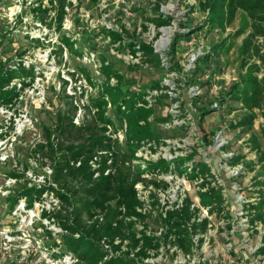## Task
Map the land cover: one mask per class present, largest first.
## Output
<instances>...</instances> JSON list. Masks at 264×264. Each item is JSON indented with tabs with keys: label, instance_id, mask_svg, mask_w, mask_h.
<instances>
[{
	"label": "rangeland",
	"instance_id": "obj_1",
	"mask_svg": "<svg viewBox=\"0 0 264 264\" xmlns=\"http://www.w3.org/2000/svg\"><path fill=\"white\" fill-rule=\"evenodd\" d=\"M185 2L174 3V8L166 13V17L158 16L166 21L158 27L163 26L159 28L161 33L170 34V43L165 50L158 51L160 63L146 64L143 58L139 62L129 63L122 54H114L108 44L107 33L110 29L104 24L111 22L119 25V22L126 20L132 28L130 33H126L129 36L136 25L147 21V17L161 14L157 3L161 7L162 3H168L167 0H66L61 22L58 18L59 0H0V56L4 60L16 59L20 53H24L25 60L48 69L49 63H43L41 52L52 50L54 63L60 68L64 63L60 58L63 52L61 48L66 46V67L77 69L87 78L89 76L94 86L88 99L92 108H95L92 100L101 96L106 85V77L100 70L103 60L121 72L127 82L125 87H146L153 81L168 85L169 88L163 91L167 93L162 99L164 102L153 108L151 124L153 129L164 134L168 145L162 152H145L134 159L132 165L136 176L137 173L146 172L159 158L176 156L171 160L202 163L214 174L215 180L209 184L223 194L224 211L222 217H218L217 213L212 214L207 205L210 199L205 191L200 190V186L192 182L182 181L173 174L166 175L165 180L172 183L170 191L166 193L148 185L149 179L154 176L145 173L143 176L148 179L139 183L137 189L147 208L156 201L161 203L160 207L165 206L169 200L180 195L181 187H186L188 194H192L198 202L203 212L202 218L208 220L207 230L196 233L198 237L193 236L189 253L181 249L173 252L166 246L159 255L147 261L160 264H264V253L260 252L264 247V209L263 219H256L257 216L251 214L246 206L247 203L257 202L259 190H264V106L249 109L231 93L233 86L247 75L251 65L261 63L258 55L249 58L244 51V40L251 33L250 18L239 11L234 22L222 28L211 19V11L202 9L197 0H189L193 5L189 11L191 14L187 15V6V11H184L181 5ZM52 4L56 7H52ZM38 7L42 10L50 8L46 22L40 20L42 11L36 9ZM125 10L133 11L134 16ZM171 18L176 26L167 25ZM150 35L146 33V40H142V43L152 46L157 36L151 38ZM67 41L73 44V49L67 45ZM253 43L260 54H264V39L256 38ZM86 52L94 53L95 59L91 62L83 59ZM254 74L262 77L264 71H255ZM52 79L48 87V107L31 104L25 98L17 104V118L18 114L28 111L29 115L37 118L36 129H25L14 145L9 141L7 153L10 161L0 167V187L7 183L3 172H9L16 164L21 169L29 164V160L37 161L39 157L34 156L35 145L45 139V127L55 126L58 113L68 116L76 111L66 92L62 87L58 88L60 74L56 77L52 74ZM159 93L154 89L150 94ZM107 114L116 117L110 103ZM170 116L174 117V122L158 120L159 117ZM13 117L12 111L0 109V127L9 129ZM93 118L88 108L84 121L89 122ZM120 139V143L124 144V134ZM3 147V144L0 145V149ZM235 155L240 156L239 161L232 163ZM37 163L38 167L32 166L34 171L48 172L41 167V161ZM32 168L28 171L29 175L33 173ZM40 179L33 180L38 182ZM45 204L52 206L51 197L46 198ZM19 213L22 214L19 219L25 217L24 213ZM5 218L9 222L10 217ZM252 219H256L255 223ZM149 223L152 228L157 227L154 216L150 217ZM39 232L34 231V235L42 237L47 245L61 240L58 233L48 237V230ZM0 258V264H3L4 259ZM46 264L65 263L56 260L55 263Z\"/></svg>",
	"mask_w": 264,
	"mask_h": 264
},
{
	"label": "trees",
	"instance_id": "obj_2",
	"mask_svg": "<svg viewBox=\"0 0 264 264\" xmlns=\"http://www.w3.org/2000/svg\"><path fill=\"white\" fill-rule=\"evenodd\" d=\"M59 1L58 18L61 22L66 0ZM197 1L202 9L211 11V19L222 28L233 23L239 11L245 12L250 18L251 33L244 40V51L249 58L258 55L261 63L252 64L247 75L233 86L231 93L249 109L263 108L264 75L259 77L254 73L264 71V54H260L253 42L256 38L264 39V0ZM52 7L56 5L52 4ZM36 9L42 11L40 20L46 22L50 8ZM147 20L158 25L166 22L156 17H147ZM123 29V32L114 29L108 31L110 46L115 45L117 50L134 55L140 49L145 63L156 64L160 61L159 54L154 53L151 46L142 42L138 45L137 36L134 33L126 36L130 31ZM67 45L71 49L74 47L69 41ZM23 55L20 53L16 59L5 60L0 56V105H16L21 90L11 84L21 81L28 85L37 74L35 64L27 63ZM100 70L106 77V85L101 96L92 100V105L97 108L94 118L77 125L74 122L75 111L68 116L58 113L55 126L44 128V142H38L34 148V156L39 157L37 162L41 161V167L49 164L51 175L45 178V182L29 185L31 180H20L25 178L28 163L22 172H9V175L19 178L8 198L10 205L14 207L25 198L27 206L32 207L35 201L42 199L45 192H53V198L58 200V204L53 205L50 214L47 210L43 214L54 218L63 230L58 234L61 240H54L50 248L63 249L52 253V256L58 258L71 254L76 258L74 264H160L147 260L159 255L166 246L169 250L177 247L189 253L193 236L205 232L208 227L206 218L201 222L196 221L200 210L192 208L193 197H186L181 207L175 205L165 209L156 201L147 208V203L139 197L136 185L148 179L143 176L145 173L154 176L149 179L148 185L164 191L170 186V182L164 179L168 174L192 181L203 178L200 185L202 188L207 187L205 194L210 199L207 204L210 206L209 211L222 217L223 194L220 189L209 184L215 180L214 174L202 163L190 165V160L159 158L146 172L137 173L136 176L132 165L134 159L145 152L156 153L167 146L164 134L153 129L151 124L153 108L164 102L162 99L167 93L163 91L169 87L160 81H153L146 87H125L127 82L124 76L105 60ZM112 78L115 79L114 84L110 82ZM154 89L160 93L150 97ZM62 90L65 92V88ZM109 103L116 117L107 114ZM173 118L159 117L158 120L173 122ZM109 130L111 133L125 130V143L113 139L108 134ZM104 151L107 153H101ZM239 158L235 155L231 162L237 163ZM34 172L38 173L37 170ZM262 183L264 185V181ZM259 193L257 202L247 203L246 206L251 214L257 216L256 219H263L264 190H259ZM153 216L156 228H152L149 223ZM256 219L251 221L255 223ZM51 236L52 231L48 230V237ZM260 252L264 253V247Z\"/></svg>",
	"mask_w": 264,
	"mask_h": 264
},
{
	"label": "built area",
	"instance_id": "obj_3",
	"mask_svg": "<svg viewBox=\"0 0 264 264\" xmlns=\"http://www.w3.org/2000/svg\"><path fill=\"white\" fill-rule=\"evenodd\" d=\"M167 4H161V7L159 6V12L161 14H156L155 16L158 18V16L166 17V13L173 9L174 3L177 2H185V4L181 3L182 8L184 11L188 10L187 15H190L192 5L189 2V0H167ZM32 3V2H31ZM33 4V3H32ZM187 6V8L185 7ZM187 10H186V9ZM68 9V7H66ZM127 14L130 16H134L133 11L125 10ZM158 13V12H157ZM186 15V16H187ZM97 23H99V20H96ZM119 22V21H118ZM64 23V22H63ZM103 24V22H101ZM120 24L114 25L113 23H106L104 24L107 29H114L118 30L120 32H123V28H126L128 30L132 29L131 24L124 20L123 22H119ZM182 23V22H180ZM66 25V23H65ZM96 24H94L95 26ZM169 26H176V23H174V20L171 18L170 22L167 23ZM163 26H159L154 21H145L141 22L140 25H136L135 28H133V32L137 36L138 45L142 42V40L145 39L146 33L152 36H157L155 41H152V49L154 50V53L158 54V51L165 50L168 44L170 43V34L167 33H161L159 28ZM175 28V27H174ZM165 32V30H164ZM125 33V32H124ZM157 33V34H156ZM159 34V36H158ZM110 41V38H108ZM132 40V39H131ZM152 40V39H151ZM108 41V42H109ZM117 45V44H116ZM111 51L120 56L122 54V57H124L129 63H136L141 61L143 58V51L140 49H137L136 55L125 51H119L114 46H110ZM87 55H83L84 58L88 60L89 62L93 61L95 59V54L90 52H86ZM41 56L44 58L43 63L48 62L49 66L48 69L44 68V66L37 67L36 63H32L30 60H25L27 63L35 64L37 67V74L34 78V80L28 84L24 85L21 81L13 82L11 85H16L18 89L21 90L20 96L18 98L17 104L20 100L23 98L26 99L27 102H30L31 104H37V106H45L48 107V87L50 80L52 79V74L58 76L60 74V80L58 81V88L62 89L65 88V92L68 95L69 99L72 101L73 105L75 106V115H74V122L79 125L81 124L86 116L87 109L90 108L92 114H94L97 111V108H92L90 106L89 100L91 94L93 93L94 86L90 82V80L84 76V74L80 73L77 69L69 67H66V62H68V51L67 47L63 45V52L61 53V60H64V63L62 62V66L59 68L54 63V57L55 54H53L52 50H46L41 52ZM148 64V63H146ZM164 64V63H163ZM101 67V64H100ZM68 73V75H66ZM53 80V79H52ZM65 81H67L65 83ZM112 84L115 83V79L112 78L110 81ZM151 93V92H150ZM150 97L154 94H149ZM17 104L16 105H0V109L5 110L7 112L12 111V115L14 117L11 119L12 121L9 124V129L7 127H0V145H4L2 149H0V167L4 164H6L8 161H10L9 154L7 153V147L9 145V141H11V144L14 145L15 141L19 139L25 129L33 128L36 129V121L37 118L29 115L28 111L24 114H18L19 117L17 118ZM174 122V121H173ZM169 123V122H168ZM112 131L109 130L108 134L111 135L113 139H119L122 138V134H125V130L120 131L119 133H111ZM164 141L167 143V138L164 139ZM39 142H44L43 140H40ZM168 145V144H167ZM14 150V148H12ZM162 152V150L158 151ZM101 153H107V151L101 152ZM111 154V152H109ZM98 157V156H97ZM97 157L95 159H97ZM176 157V156H175ZM173 157V158H175ZM173 158H165L168 160H171ZM195 165L193 160H190V165ZM34 165L35 167H38L37 161L35 163L29 160V168L25 170V178L20 179L23 180H31L29 182V185H33V183L40 184L41 182H45V178L49 177L51 175V168L49 164H45L43 168L48 171L47 173H40L38 172L35 174L34 172ZM32 166L34 168H32ZM94 166L96 164L94 163ZM14 168L10 170L9 172L13 170H17L19 172H22L24 170V167L21 169L18 167V164L13 166ZM33 169V173L31 175L28 174L29 169ZM9 172H3L5 174V180L7 183H5L3 186L0 187V256L3 257V264H41L42 262L46 263H55L56 260H60L61 262L65 264H74L76 261V258L71 254H65L61 257L54 258L52 256V253L59 252V248H50V245L45 244V241L42 237L34 235V231H41L39 233H42L45 230L52 229V233H60L62 232V228L59 227L55 223V219L49 217V215H44V210H47V212L50 214L52 209H54L53 205L58 204V200L53 198V192H45L43 194V197L41 200H37L34 202V205L32 207H28L26 204L25 198L19 200L15 204L14 207H11L9 196L14 191V188L19 181V178L14 177L12 175H9ZM109 170L107 171V173ZM49 173V174H48ZM0 174H2L0 172ZM34 175V178H33ZM169 175V174H168ZM174 175V174H173ZM41 178L38 182H34L33 179ZM175 178H180L182 181H189L192 182L194 185L200 186L201 191H206V188H202L200 185L203 181V178H200L198 180H189L185 177H180L175 175ZM165 179V178H164ZM170 182V181H168ZM139 184L136 185V187ZM172 187V183L170 182V186L168 189H166L164 192L170 191ZM179 187V185H178ZM139 191V190H138ZM192 196V194H188L186 187H181L180 195L175 198L168 201V203L165 206V209L173 208L175 205L176 207H181L183 205V202L186 197ZM47 197H51V205H46L45 201ZM140 197V196H139ZM193 197V196H192ZM192 208H199L198 217L196 218V221L201 222L203 221L202 215L203 212L198 204V202L193 197V203ZM19 212L24 213L23 216H25L22 219H19L22 214ZM7 214V215H6ZM10 217L9 222L5 221V217ZM13 219V220H12ZM195 220V219H194ZM35 229V230H34ZM204 233V232H203ZM198 234V233H197ZM197 234H195L197 236ZM200 234V233H199ZM198 237V236H197ZM173 252L179 251L180 249H177V247H173L171 249ZM18 251V252H16ZM15 258L13 255L15 254ZM0 262L1 258H0Z\"/></svg>",
	"mask_w": 264,
	"mask_h": 264
}]
</instances>
